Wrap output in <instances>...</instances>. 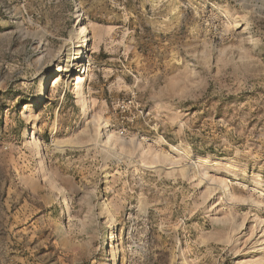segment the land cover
<instances>
[{
  "label": "rangeland",
  "instance_id": "374dc122",
  "mask_svg": "<svg viewBox=\"0 0 264 264\" xmlns=\"http://www.w3.org/2000/svg\"><path fill=\"white\" fill-rule=\"evenodd\" d=\"M111 227L264 264V0H0V264H114Z\"/></svg>",
  "mask_w": 264,
  "mask_h": 264
},
{
  "label": "bare ground",
  "instance_id": "6f19581e",
  "mask_svg": "<svg viewBox=\"0 0 264 264\" xmlns=\"http://www.w3.org/2000/svg\"><path fill=\"white\" fill-rule=\"evenodd\" d=\"M80 47L81 48H85L86 50L89 49V37L87 35V29L85 27L81 28V37H80ZM83 48V49H84ZM78 58V56L73 57L72 62V67L71 68H65L64 70L67 71L68 73H71L70 76H72V80L74 81V88H78L79 87V76L76 74L77 73V69L75 66L78 65V62H76L75 60ZM59 75H57L53 84L59 82L61 80V76L58 77ZM108 139L110 140L111 135H108ZM108 238V242H110V246L112 248V251L115 253L114 255V264H117L118 258H119V252H118V248H117V240L119 239V232L117 230V228L115 227H111V230L108 232L107 235Z\"/></svg>",
  "mask_w": 264,
  "mask_h": 264
}]
</instances>
